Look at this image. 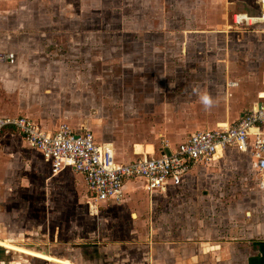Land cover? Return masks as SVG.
<instances>
[{"label":"rangeland","instance_id":"obj_1","mask_svg":"<svg viewBox=\"0 0 264 264\" xmlns=\"http://www.w3.org/2000/svg\"><path fill=\"white\" fill-rule=\"evenodd\" d=\"M0 1V53L16 55L14 64L0 63V115L30 116L51 129L85 124L115 144L120 160L138 157L136 143L160 149L161 137L175 143L230 124L264 91V33L233 28L234 13L222 26L223 5L240 0H205L210 12L202 11L200 26L222 32L204 34L186 32L202 0ZM249 155L228 150L192 171L183 188L151 194L134 183L122 202L106 204L76 172L52 174L22 136H6L0 239L76 264H157L167 259L158 254L202 234L256 238L264 177ZM3 245L0 264H60Z\"/></svg>","mask_w":264,"mask_h":264},{"label":"built area","instance_id":"obj_2","mask_svg":"<svg viewBox=\"0 0 264 264\" xmlns=\"http://www.w3.org/2000/svg\"><path fill=\"white\" fill-rule=\"evenodd\" d=\"M260 3V15L235 13L234 25L241 28L264 22V0ZM15 62L14 53H0V63ZM10 132L21 135L40 151L53 173L71 168L82 174L96 202H122L125 185L134 180H141L151 194L183 188L195 167L215 162L228 150L250 154L256 171L264 177V96L235 122L190 133L174 147L169 139L163 138L157 152H142L126 162L117 159L110 142L99 141L86 127L75 129L62 123L55 130H47L29 116H0V146L3 136Z\"/></svg>","mask_w":264,"mask_h":264},{"label":"crops","instance_id":"obj_3","mask_svg":"<svg viewBox=\"0 0 264 264\" xmlns=\"http://www.w3.org/2000/svg\"><path fill=\"white\" fill-rule=\"evenodd\" d=\"M3 1L8 2V0H3ZM108 1L109 2H115V1L118 2V1H122V0H108ZM135 1H143V0H135ZM202 2H203V4L206 5V7L204 5H202ZM0 3H2V2L0 1ZM8 5H9V3H7V4L4 3L3 7H5V9H6ZM223 6L225 7V10H226V12L223 13V17H226L225 18L226 20H225V22L222 21V26H227L226 23L229 22V19L231 18L232 13H234V14L238 13V12L239 13H246L252 17H254L253 15H255V14H253L251 12H257V14H259V15L261 13L260 0H247V1L240 0V3H238V4L235 2V4H229V5H227V7L225 5H223ZM0 8H1V6H0ZM163 11H165V8ZM202 11H203V14L210 12V7L208 6V4L205 0L201 1V5L198 9V16H199L198 23L195 25V27L188 29L186 32L190 33V34L191 33L204 34L206 32H213V33L222 32L220 29L215 30V31H208L206 28H203L202 26H200V24H199L201 21L200 14L202 13ZM215 12H217V8L215 9ZM166 13H168L167 10H166ZM181 13L184 16H187V15L191 16V10H186V12L182 11ZM170 14H171V12H170ZM233 23L231 24V26L233 28L238 29L239 27H236ZM79 25L81 26L82 30L86 29L83 21L82 22L80 21ZM229 26L230 25H228V27ZM248 26L255 28L256 29V30H254L255 33L260 32V34H258V35H261L264 33V30L257 31V30H259L260 26H264V22L253 23V24H250ZM241 28H244V27H241ZM157 31H158V29H157ZM159 32L174 33V29L163 28V31H159ZM263 85H264V81H263ZM239 86H240V82L237 83L236 85L230 84L229 88L230 87L238 88ZM261 96H264V91H262L258 94V97H261ZM252 97H255L254 92L252 93V95H250L249 98H252ZM255 104L256 103L254 102V104L251 105L249 108L252 109L255 106ZM0 116H3V115H0ZM239 118H237V120ZM235 121H233V122H235ZM39 122H41V121H39ZM41 124L47 130H55L56 129V128H54V129L48 128L47 126H45V124L43 122H41ZM81 125H82L81 127H84V126L86 127L85 124H81ZM219 125L225 126L226 123L223 122V123H220ZM75 129H77V128H75ZM15 134H17V133H14V132L13 133L12 132L7 133L3 136V139L6 136H14ZM175 137H178V136H175ZM96 138H97V136H96ZM163 138L168 139L167 137H161L160 143L162 142ZM173 138H174V136H173ZM182 140H184V139H182ZM182 140H180L179 142H181ZM101 142H110V141H101ZM179 142L173 143V141H172L171 144L174 147ZM110 143L114 146L117 159L119 161L126 162L125 160H120L118 158L117 149L115 147V144L112 142H110ZM158 150L159 149H157V147L155 145H152V144H146L145 145L142 143H136L134 146V154L133 155L137 156V155H140L142 152L153 153V152H157ZM40 154L42 156V159L44 160L41 152H40ZM223 156H224V154L220 155V158H222ZM220 158H218L216 161H218ZM249 159L251 160L252 165L254 166V169H255L254 161L252 160L251 155H249ZM130 160H132V159H130ZM43 162L46 164L48 169H50V172L54 175H58L64 171L68 172L69 170H66V169H71V168H64L59 173L55 174L52 172L51 165L48 162H46L45 160ZM212 163H214V162H212ZM196 168L197 167H195L192 171H194ZM77 174L80 175L81 177H83V179H84V176L82 174H80V173H77ZM84 181H85V179H84ZM139 182L143 184V182L141 180H134V181L127 182V184L125 185V193L130 187L133 186L134 183L136 185V183H139ZM143 187H144V184H143ZM101 203L109 204V202H101ZM261 218L262 219L260 220L259 217H257V219H258L257 221L260 220L262 222V224L264 225V217H261ZM253 221H254V223L257 222L255 220H253ZM256 233H257L256 238H247L246 240L237 239V240H234L233 242L232 241L231 242L221 241V239H218L217 237L211 238V237H208L206 234L200 235L199 239L188 238L185 241H193V242L192 243L179 244L177 246L178 248H175L173 250L167 249L166 254H163V255L158 254L157 257H159V256L165 257L166 256L167 259L164 261H161L160 259H158L160 261V263H157V264H264V226H262L261 229H257ZM197 241H200L199 245H196V244H198ZM13 242H14V240L11 238L4 239V240L0 239V245L4 246L3 244H7L8 246H10L9 249L16 250L18 252L26 253L29 255L36 256V257H41L45 260L57 262L60 264H76V263H74L68 259H60V258L54 257V256L48 254L46 251H43L42 253L37 252V251L31 250V249L16 245ZM159 251L164 252L162 250H159ZM159 251H158V253H160ZM0 262L4 263V261H0ZM13 262H15L16 264L19 263L16 261H11V264H13Z\"/></svg>","mask_w":264,"mask_h":264}]
</instances>
